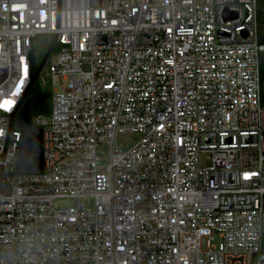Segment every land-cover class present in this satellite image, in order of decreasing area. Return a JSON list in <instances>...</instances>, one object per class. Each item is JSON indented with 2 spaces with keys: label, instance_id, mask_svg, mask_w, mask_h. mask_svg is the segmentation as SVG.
Instances as JSON below:
<instances>
[{
  "label": "built area",
  "instance_id": "2783aa9c",
  "mask_svg": "<svg viewBox=\"0 0 264 264\" xmlns=\"http://www.w3.org/2000/svg\"><path fill=\"white\" fill-rule=\"evenodd\" d=\"M256 12L0 0V264H264ZM53 41L44 171L19 176L12 117Z\"/></svg>",
  "mask_w": 264,
  "mask_h": 264
},
{
  "label": "water",
  "instance_id": "95a60500",
  "mask_svg": "<svg viewBox=\"0 0 264 264\" xmlns=\"http://www.w3.org/2000/svg\"><path fill=\"white\" fill-rule=\"evenodd\" d=\"M229 15H226V18ZM55 41L52 42L43 62L49 57ZM38 68L31 77L30 87L36 80L39 74ZM29 87V89H30ZM36 103L42 102L48 96L36 94L34 96ZM31 99L24 95L22 105L18 114L14 118V128L21 134V142L16 156L14 170L19 176L27 175H42L44 171L43 160V131L40 128H35L31 125Z\"/></svg>",
  "mask_w": 264,
  "mask_h": 264
},
{
  "label": "trees",
  "instance_id": "16d2710c",
  "mask_svg": "<svg viewBox=\"0 0 264 264\" xmlns=\"http://www.w3.org/2000/svg\"><path fill=\"white\" fill-rule=\"evenodd\" d=\"M257 31H258V42L264 46V0H257ZM260 83H261V104L264 106V52L261 54L260 59ZM44 62H41L39 66H36L35 71L42 65ZM40 94L41 96H48L40 103H36L34 96ZM27 98L31 99V114L32 116L37 115H47L50 111V102L48 99L50 95L48 92H43L38 82L35 81L31 86Z\"/></svg>",
  "mask_w": 264,
  "mask_h": 264
},
{
  "label": "rangeland",
  "instance_id": "374dc122",
  "mask_svg": "<svg viewBox=\"0 0 264 264\" xmlns=\"http://www.w3.org/2000/svg\"><path fill=\"white\" fill-rule=\"evenodd\" d=\"M42 58H43V55H39V59H37V66L40 65V63L42 62ZM53 62V60L51 58H49L45 64L43 65V69L40 73V76L39 77H44L46 83H47V86L42 88V91L43 92H50V87H49V81H48V78H46V72L48 70V67L49 65ZM65 84L64 81H62L61 79H59V86L60 87H63ZM48 101L50 102V98L48 99ZM73 204V201L72 200H57L55 201L54 203V207L55 208H58V209H65V208H68L70 207L71 205ZM84 204L86 206H92V201H85ZM203 248H204V243H203Z\"/></svg>",
  "mask_w": 264,
  "mask_h": 264
}]
</instances>
